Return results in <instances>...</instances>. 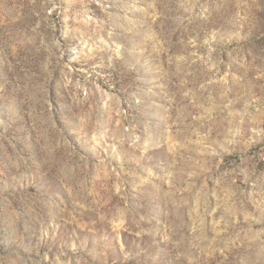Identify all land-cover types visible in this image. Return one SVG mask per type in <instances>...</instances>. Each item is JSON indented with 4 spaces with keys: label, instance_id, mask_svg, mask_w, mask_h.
<instances>
[{
    "label": "rangeland",
    "instance_id": "374dc122",
    "mask_svg": "<svg viewBox=\"0 0 264 264\" xmlns=\"http://www.w3.org/2000/svg\"><path fill=\"white\" fill-rule=\"evenodd\" d=\"M0 264H264V0H0Z\"/></svg>",
    "mask_w": 264,
    "mask_h": 264
}]
</instances>
